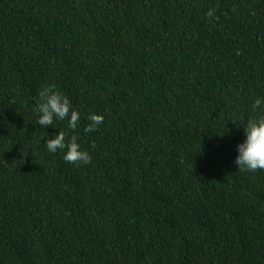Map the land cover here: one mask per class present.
<instances>
[{"label": "trees", "instance_id": "obj_1", "mask_svg": "<svg viewBox=\"0 0 264 264\" xmlns=\"http://www.w3.org/2000/svg\"><path fill=\"white\" fill-rule=\"evenodd\" d=\"M0 264H264V0H0Z\"/></svg>", "mask_w": 264, "mask_h": 264}]
</instances>
